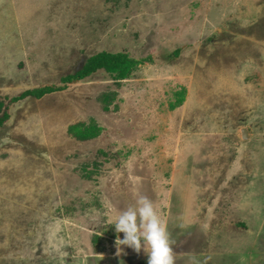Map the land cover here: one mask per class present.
I'll use <instances>...</instances> for the list:
<instances>
[{
	"label": "rangeland",
	"instance_id": "374dc122",
	"mask_svg": "<svg viewBox=\"0 0 264 264\" xmlns=\"http://www.w3.org/2000/svg\"><path fill=\"white\" fill-rule=\"evenodd\" d=\"M137 195L175 264H264V0H0V264H147Z\"/></svg>",
	"mask_w": 264,
	"mask_h": 264
},
{
	"label": "clouds",
	"instance_id": "9594fccd",
	"mask_svg": "<svg viewBox=\"0 0 264 264\" xmlns=\"http://www.w3.org/2000/svg\"><path fill=\"white\" fill-rule=\"evenodd\" d=\"M117 236V250L121 245L147 256V264H175L172 251L173 241L167 224L154 201L144 195H137L134 202L117 212L113 223Z\"/></svg>",
	"mask_w": 264,
	"mask_h": 264
},
{
	"label": "bare ground",
	"instance_id": "6f19581e",
	"mask_svg": "<svg viewBox=\"0 0 264 264\" xmlns=\"http://www.w3.org/2000/svg\"><path fill=\"white\" fill-rule=\"evenodd\" d=\"M241 133H242V136H244V137L246 136V131L245 130H242Z\"/></svg>",
	"mask_w": 264,
	"mask_h": 264
},
{
	"label": "water",
	"instance_id": "95a60500",
	"mask_svg": "<svg viewBox=\"0 0 264 264\" xmlns=\"http://www.w3.org/2000/svg\"><path fill=\"white\" fill-rule=\"evenodd\" d=\"M244 130V129H243Z\"/></svg>",
	"mask_w": 264,
	"mask_h": 264
}]
</instances>
